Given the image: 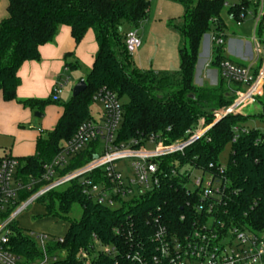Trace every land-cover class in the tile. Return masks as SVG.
<instances>
[{
	"label": "trees",
	"instance_id": "trees-1",
	"mask_svg": "<svg viewBox=\"0 0 264 264\" xmlns=\"http://www.w3.org/2000/svg\"><path fill=\"white\" fill-rule=\"evenodd\" d=\"M177 2L183 9L180 22L172 26L179 37V66L177 72L170 76L132 67L130 55L125 50V33L121 34V25L128 24L136 29L147 17L150 0H7V17L0 22V96L3 103H17L23 109L42 113L58 101H52L51 97L46 100L16 99L20 67L25 62L39 59V48L52 42L58 27L70 30L76 46L91 31L97 45L91 68L83 80L85 90L60 106L61 113L54 128L47 132L45 138L37 139L32 156L16 159L19 163L15 174L17 179L26 182L42 175L43 166L52 161L83 123L92 119L89 114L92 98L103 89L114 94L119 102L126 99V102H120L122 117L114 145L129 149H136L149 140L170 145L186 139L190 132L196 130L200 120L205 127L211 126L216 120L215 112L229 107L236 92H244L240 85H230L221 77V62L227 60L240 64L224 56V46L214 44L210 48V67L219 73L217 82L212 87L194 84L201 40L210 27L218 36L224 32L225 26L220 18L225 10L224 1ZM238 13L239 7L226 10V14L236 16ZM262 30L261 24L257 36ZM223 38L226 40L225 36ZM261 64L262 59H259L254 75ZM255 101L261 106L262 114L258 117L262 119L264 86ZM247 119L248 116L242 114L221 118L182 154L156 160L162 172L159 186L117 209L99 206L85 198L79 180L38 198L35 203L41 206L43 214L35 218L51 219L66 226L62 243L49 244L51 251L64 256L53 264H79L76 260L78 250L87 248L93 237L103 244L123 247L124 238L114 234V229L120 226L132 224L136 236L144 235L149 231L146 222L159 218L172 233L182 231L187 220L193 217L186 204L197 201V198L195 194H186L183 184L190 175L188 171L181 170L208 171L218 177L219 157L228 145L230 149L222 179L228 181L229 187L223 196L224 207L220 208L217 218L221 221L233 219L237 224H246L249 230H263L264 130L246 129ZM234 128L238 129V137L232 142ZM133 142H137V146ZM96 146L90 144L71 158L64 172L89 162ZM210 165L213 169H209ZM38 189L39 186H35L31 192L23 193L22 198H28ZM74 205L81 210L77 220L70 218ZM181 216H185L184 223L180 222ZM10 230L9 246L15 256L26 261L39 257L40 252L30 234L23 232L17 222L10 225Z\"/></svg>",
	"mask_w": 264,
	"mask_h": 264
},
{
	"label": "built area",
	"instance_id": "built-area-1",
	"mask_svg": "<svg viewBox=\"0 0 264 264\" xmlns=\"http://www.w3.org/2000/svg\"><path fill=\"white\" fill-rule=\"evenodd\" d=\"M236 7H239V13L236 16L227 14L228 18L239 26L240 22L250 16L254 21L256 37L259 26L261 24L264 26V0H237L232 5L223 3L225 10ZM223 36V33L218 36L213 32L210 44L226 47ZM124 46L130 56L141 47V40L136 30L125 34ZM236 47L234 54L227 52L241 59L243 64L236 65L225 60L219 65V71L228 84L240 85L245 91L236 92L232 104L220 111L213 124L228 115L241 114L243 107L262 93L264 61L254 75L260 59L258 42L255 46L254 59L246 47L243 53L240 43ZM61 87V85L54 86L52 101L58 100L57 94ZM92 101L104 106L103 114L96 120L92 118L83 123L74 136L61 146L52 161L43 166V173L39 178H29L26 182L17 179L15 174L19 166L18 161L6 156L0 158V264H53L64 257L63 254L55 253L49 248L52 242L62 243V236L46 233L30 234L40 252L39 257L33 261L15 256L10 249V225L17 222V218L27 207L34 204L41 196L79 180L85 198L99 206L111 209L117 206L114 208L117 209L123 203L153 192L159 186L162 172L156 160L182 154L213 126L212 124L202 131L190 132L188 138L170 145L149 140L136 149H129L114 145L115 134L122 117L121 104L117 97L103 89L94 95ZM233 131L235 135L232 142H235L238 129L234 128ZM90 144H97L92 159L78 169L64 172L71 158ZM146 144L153 145V149L146 151ZM133 145L137 146V142H133ZM126 159L131 160L130 176H122L117 168V163ZM209 169H213V166L210 165ZM199 171L201 177L195 181L192 190L186 188L189 178L183 184L186 194H195L197 201L186 204L193 217L187 220V225L182 231L172 233L159 218H152L146 222L149 231L144 235L136 236L132 231V224L120 226L114 229V234L124 238L123 247L119 244H103L93 237L87 248L78 250L76 254L78 263L264 264V229L249 230L246 224H237L233 219L221 221L217 218L220 208L224 207L223 196L229 187L228 181L222 179L225 165L220 164L216 168L218 177L208 171ZM172 173L174 174L173 171ZM35 186H39V189L23 199L22 194L31 192ZM179 219L180 222H185V216Z\"/></svg>",
	"mask_w": 264,
	"mask_h": 264
},
{
	"label": "crops",
	"instance_id": "crops-1",
	"mask_svg": "<svg viewBox=\"0 0 264 264\" xmlns=\"http://www.w3.org/2000/svg\"><path fill=\"white\" fill-rule=\"evenodd\" d=\"M177 1L150 0L147 17L142 21V30L135 29L141 40V47L130 56L132 67L140 71H153L155 73H167L171 67L172 69H178L179 37L175 30V33L168 30L169 24H172L171 21H179L183 15V9ZM6 17L7 0H0V22ZM87 34L76 46L70 36V30L64 26L58 27L52 42L39 48V59L25 62L20 67L18 72L20 85L16 90L17 101L28 99L45 100L39 98H43L46 95L47 99L50 98L48 93L55 86V78L58 77L61 69L75 68L77 60H85L91 68L97 45L93 33L91 34L92 37ZM239 43L238 41H228L227 51L234 54ZM82 50H87V53H83ZM67 55H72L75 63L66 65ZM209 73L210 71L207 74ZM211 74L214 77V73L212 72ZM32 112L34 111L23 109L17 103L5 104L1 101L0 96V130L8 129L7 126L13 128L15 124L28 123ZM60 113L61 109L57 116L54 117V126ZM10 116L14 117L11 120L12 122H3ZM19 125H17V128H19ZM54 126L51 125L49 129L52 130ZM13 134H16L18 140L5 152L3 157L10 156L15 159H22L32 156L35 153L36 141L40 136L36 132L25 133L24 131H14ZM46 220L54 221L51 219Z\"/></svg>",
	"mask_w": 264,
	"mask_h": 264
},
{
	"label": "rangeland",
	"instance_id": "rangeland-1",
	"mask_svg": "<svg viewBox=\"0 0 264 264\" xmlns=\"http://www.w3.org/2000/svg\"><path fill=\"white\" fill-rule=\"evenodd\" d=\"M225 3L232 5L237 2V0H223ZM221 21L224 24V32L223 35L226 37V47H224V56L230 58L236 63L240 65L243 64V61L239 58H235L234 56L229 55L227 52V43L228 41H238L242 46V53L245 50L250 52L252 59L255 58V46L258 42V48L260 50V59L262 62L264 61V26L263 30L260 31V36L255 37L254 31V21L250 16H247L243 22H240L239 26H236L235 22L228 18L226 14V10H224L220 15ZM177 20L171 21L172 25L168 27V30L174 32V28L172 26L179 23ZM142 23L138 24L136 27L137 30H142ZM134 31L135 27L130 26L128 24L121 25V34H126L127 31ZM175 33V32H174ZM92 32L89 31L87 35L91 36ZM213 34V30L210 27L209 30L206 32L205 36L200 42L199 50H198V60L195 66V74H194V84L196 86L202 87H212L216 84L215 80H217V69L210 67L211 61V45H210V37ZM92 37V36H91ZM83 51V50H82ZM206 51V53H205ZM83 53H87V50H84ZM124 60V57H121ZM69 63H75V60L72 59V55H69L66 58V65ZM247 64V62H246ZM90 70V66L88 62L85 60H77V66L73 69H61L58 77L55 78V85H61V89L57 94L58 101L56 103L50 104L45 111L39 113L37 111L32 112L29 118L28 123H19L15 124L12 127H8V129L0 130V157H3L5 152L8 151L11 146L17 142L18 138L16 134H13L14 131H24L25 133H37L41 138H45L47 132L50 130V126H54V117L57 116L60 106L66 104L72 96V90L79 83L80 81L84 80ZM130 70V69H129ZM210 71L209 74H207ZM177 72V69H171L167 72L168 75L173 76ZM214 73V77L213 74ZM264 86V84H263ZM174 91V88L170 89ZM54 91V87L52 88L51 92L48 93V96L51 97ZM245 91V90H244ZM39 99H47V95L43 98ZM121 103L126 102V99L120 101ZM221 110H217L215 112V119L220 114ZM104 112V106L99 103H93L90 106L89 114L91 118L94 120L98 119ZM244 116H248L247 121L244 124V127L249 130H264V117L260 119L258 116L262 114L261 106L252 98L249 103L246 104L245 107L240 112ZM35 115H40L41 117H35ZM14 117L10 116L7 117L3 122H12ZM17 125H19L17 128ZM4 128V127H3ZM206 127L203 125V121L200 120L197 124L196 131H202ZM41 130V132H40ZM4 132V133H3ZM153 149V145H145V150L150 151ZM229 145L225 147L223 153L219 157V163L221 165H225L226 159L229 153ZM131 160H122L117 163V168L121 172L122 176H130L131 175V168H130ZM181 171H188L189 176V183L186 185V188L189 190L193 189L195 181L201 177V173L199 170H190L188 168H184ZM117 206H114L116 208ZM43 209L41 206L37 205L36 203L31 204L27 207V209L17 218V224L19 227L23 229V232L27 234H38V233H49L55 236H62L65 233L66 226L63 223L57 221H47L45 218H35V216L40 215L42 216ZM81 215V210L79 206L74 205L72 207L70 218L77 220Z\"/></svg>",
	"mask_w": 264,
	"mask_h": 264
},
{
	"label": "water",
	"instance_id": "water-1",
	"mask_svg": "<svg viewBox=\"0 0 264 264\" xmlns=\"http://www.w3.org/2000/svg\"><path fill=\"white\" fill-rule=\"evenodd\" d=\"M85 82L82 80L72 90V96L71 97H76L79 94H81L85 90ZM35 117H41L40 115H35Z\"/></svg>",
	"mask_w": 264,
	"mask_h": 264
},
{
	"label": "bare ground",
	"instance_id": "bare-ground-1",
	"mask_svg": "<svg viewBox=\"0 0 264 264\" xmlns=\"http://www.w3.org/2000/svg\"><path fill=\"white\" fill-rule=\"evenodd\" d=\"M255 91V90H254Z\"/></svg>",
	"mask_w": 264,
	"mask_h": 264
}]
</instances>
